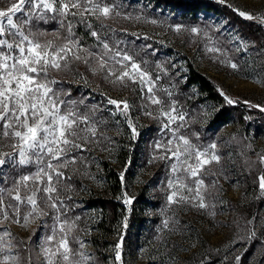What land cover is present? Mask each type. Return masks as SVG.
<instances>
[{
  "label": "rangeland",
  "instance_id": "374dc122",
  "mask_svg": "<svg viewBox=\"0 0 264 264\" xmlns=\"http://www.w3.org/2000/svg\"><path fill=\"white\" fill-rule=\"evenodd\" d=\"M134 1V5L127 6L115 3V0H101L103 5L112 7V13L107 18H97L98 13H85L83 17L68 15L65 18L45 10L44 19L32 15L29 23L22 24L32 12L26 0L24 10L13 17L14 23L22 25L25 35L30 32L43 33L44 35L35 37L42 44L46 41H53L55 45L65 43L67 25L71 22V39L77 42L73 51H77V48L83 50L80 51L82 59L75 60L69 54L67 68L49 70L48 79L56 81L49 86L58 94L59 100L65 102L60 105V111L63 113L67 107H72L79 114L89 116L88 124H82L81 127H94L95 135L82 133L86 138L76 141L81 147L72 148L61 161H51L53 164L67 161L59 169L63 176L58 182L54 176L52 181L56 191L50 195L57 204L56 208L45 205L46 196L42 190L44 184L41 183L37 202L42 215L30 218L25 227L22 218L27 207L22 205L21 223L13 222L15 217L11 212L8 220H0V232H10L5 242L11 245L0 252V264H4L5 255L11 258L8 264H20L19 259H15L18 256L12 242L11 234L15 231L23 238H29L36 232L29 264H45L42 248L55 245V240L50 245L45 242L53 234V229L56 230V239L60 238L61 224H64V231L68 233L73 252H84L90 257L86 264H101L90 241L100 219V212L84 210L83 200L89 190H104L100 162L106 160L117 166V154L121 149L130 152V156H137L133 184L131 190L125 193V201H130L127 202L128 206L133 201L131 195L136 194L137 190L149 200H156L158 206L153 210L144 209L140 235L136 242L133 240L127 243L121 250L120 260L116 259L117 244L110 247L107 264H204L210 259H201L203 240L220 248L226 259L234 258V264H264V205L250 220V238L259 233L262 241L256 244L255 254L248 256L245 262L243 256L247 248L238 239L239 232L228 209L231 201L248 202L253 197V194L243 192L239 169L256 170L259 163L264 168V164L260 162V157L264 156V131L256 132V129H252L248 136L242 137L238 134V127L232 123L211 130L208 122L213 114L212 106L200 102L198 96L183 88L184 73L187 70L185 64L189 62L210 78L228 100L264 112L261 111L264 108V0H211L227 5L234 14L201 16L195 23L175 22L170 14L139 7L138 0ZM7 7V0H0V9ZM55 7H60V0H55ZM70 11L78 10L71 8ZM241 11L251 14L253 19L240 16ZM50 18H56L58 25L64 18L67 25L62 29L47 31L45 23H49ZM77 21L90 31L93 44L89 50H84L79 45L80 37L73 30V24ZM243 21L258 24L257 33L249 35L242 27L245 24ZM177 26H180V31H176ZM193 28L198 29V32H192ZM92 32H96L97 36H92ZM107 32L117 34V38L109 42L104 37ZM4 38L14 43L7 30ZM127 41V46H124ZM15 42H19V37L15 38ZM138 42L143 48L136 45ZM105 43L110 49L108 56L116 52L132 56L140 69L148 74L147 77L142 81L137 76L135 82L126 79L123 83H112L114 77L105 79L108 68L116 70L121 67L108 60L107 67L99 69L96 57L105 52ZM24 46L27 47V44ZM213 48L219 51H209ZM9 51L7 48H0V52L5 54ZM89 53L94 55H88ZM11 54L19 55L15 46ZM108 56L104 58L107 60ZM85 58L88 63H84ZM230 63H235L238 67L233 69ZM93 68L97 71L93 72ZM64 81L70 84L66 86ZM74 90L82 97L75 99L77 95L73 93ZM87 98L89 101H85ZM109 99L126 101L128 108L123 110V103L117 108L108 103ZM153 99L159 103H153ZM69 101H75V104L69 105ZM85 102L101 112L102 127L99 130L95 127L92 114L87 109L83 111L79 108ZM180 137L189 141L190 151L196 149L215 152L220 156V162L207 164L199 177H190L183 161L188 159L189 163H194V160L188 157L186 146ZM10 143L6 138L0 139V152L12 153ZM212 144L216 145L215 149L210 148ZM177 151L180 153L179 159L172 155ZM174 166L175 172L172 170ZM37 168L36 163L18 165L15 168L6 164L0 168V177L7 175V182L0 178V186L10 188L19 175L35 173ZM194 179L204 181L201 191L207 205L205 208L194 206L198 203L195 200H180V196L192 195L181 187V183L193 187ZM261 191L259 188L257 196L264 199ZM173 192L177 193L174 198L179 201L177 203L168 199ZM21 195H24L23 189ZM5 203H8L7 198ZM77 241L83 242L84 247L80 248Z\"/></svg>",
  "mask_w": 264,
  "mask_h": 264
},
{
  "label": "snow or ice",
  "instance_id": "6c2138e0",
  "mask_svg": "<svg viewBox=\"0 0 264 264\" xmlns=\"http://www.w3.org/2000/svg\"><path fill=\"white\" fill-rule=\"evenodd\" d=\"M7 2L8 7L0 9V48L10 50L7 54L0 52V139L10 140L9 146L13 149V152H0V168H3L6 164L15 168L18 165L30 163H36L38 168L35 173L19 175L18 179L13 180L10 188L0 186V220H8L9 212H11L15 217L13 222L21 223L20 207L23 205L27 207V211L22 218L23 226L27 227L30 218L35 219L43 214L37 202V195L41 191L39 186L41 183L44 184L42 190L46 196L45 205L51 208L57 207L56 202L50 195L56 191L52 181L54 176L57 178V182L63 176L59 169L64 167L67 161L58 164H53L51 161H61L62 157L72 148L81 147L76 142L78 139L86 138V135L81 134L94 136L95 128H82V124H88L89 116L79 114L72 107H67L62 113L60 105L65 102L59 100L58 94L53 92L49 86L56 83L55 80L48 79L49 70L59 71L62 68H67L69 54L75 60L82 59L80 51L83 50L77 48V51H73V47H77V42L71 39V22H68L67 25L68 35L65 37V43L55 45L53 41H46L42 44L35 37L44 35L43 33L30 32L29 35H25L22 31V25L18 26L13 21L16 13L24 10L26 0H15V2L7 0ZM27 4L32 12L28 14L27 19L22 21V24L29 23L32 15L44 19L43 11L45 10L58 13L65 18L68 15L83 17L85 13L91 15L98 13L97 18L101 16L107 18L112 13V7L103 5L101 0H83V3L81 0H60L59 8L55 7V0H27ZM71 8L78 11L72 12L70 11ZM37 10H40V12L37 13ZM239 15L249 20L253 19L251 14L243 11L239 12ZM152 23H156V21H152ZM6 30L13 37L14 43H10L7 38H4ZM176 31H180V26L176 27ZM191 31L198 32V29L193 28ZM91 35L97 36V33L92 32ZM30 36H32L31 39ZM16 37H19V42H15ZM25 43L27 47L24 46ZM14 46L18 50V56L11 54ZM103 48L105 52L96 57L99 69L104 70L107 67L108 60L121 66L116 70L108 68L105 79L114 77L112 83H123L126 79L135 82L137 76L142 81L143 78L147 77L148 74L140 69V65L133 61L132 56L121 52L108 56L109 46L105 43ZM209 51H219V49L213 48ZM88 55L94 54L89 53ZM105 56H108L107 60L104 58ZM125 62H130V64ZM84 63H88L87 58L84 59ZM230 67L236 69L238 66L235 63H230ZM92 70L93 72L97 71L96 68ZM108 103L115 105L117 108H120L121 103H123V110L128 108L126 101L118 102L109 99ZM153 103H159V101L153 99ZM228 103H233V101L229 99ZM68 104L73 105L75 101H69ZM261 111H264V108ZM133 131L135 130L133 129ZM179 139L186 146L185 152L188 157L194 160V163H189L188 159L183 161V166H185L190 177L197 178L205 165L220 162V156L215 152L209 153L207 150L200 151L196 149L190 151L189 141L184 137ZM215 147V144L210 146L211 149H215ZM172 155L179 159L180 153L177 151L173 152ZM33 157H35V160H33ZM45 157H47V161H45ZM260 162L264 164V156L260 157ZM39 165L44 166L40 167ZM172 170L175 172L176 167L174 166ZM0 178L5 183L7 182V175ZM193 183V187L181 183V187L186 188L188 193L192 195L180 196V200L189 202L195 200L198 203L194 206L207 207L201 191L204 188L203 179H194ZM259 188L262 190L261 194L264 195V175L259 177ZM22 189L24 190L23 196L21 195ZM176 196L177 193L173 192L168 197L169 201L179 202L174 199ZM6 198L8 199L7 204L5 203ZM166 225L167 221H165ZM69 231H71V227H69ZM8 236H10L8 230L0 232V244H3V247H0V252L11 246L10 243L5 242V238ZM53 240L56 241L54 246L42 248L45 264H86L87 260L90 259L84 252H73L69 245L68 233L64 231V224L60 225V238L56 239V230L53 229V234L47 237L45 243L50 245ZM77 243H79L80 248L84 247L83 242L77 241ZM116 249V259L120 260L119 243L116 245ZM75 257H79V259ZM10 259L8 255H5L3 257L4 264H8ZM15 259L18 260V257ZM237 260H239V257H237Z\"/></svg>",
  "mask_w": 264,
  "mask_h": 264
},
{
  "label": "trees",
  "instance_id": "16d2710c",
  "mask_svg": "<svg viewBox=\"0 0 264 264\" xmlns=\"http://www.w3.org/2000/svg\"><path fill=\"white\" fill-rule=\"evenodd\" d=\"M115 1V3L127 6L135 4L134 0ZM137 4H139V7H148L152 11H160L162 14L168 13L171 15L170 18L173 21L183 23H195L200 20L201 16L206 17L211 14L216 16H229L231 13L234 14V11L227 5L217 4L211 0H138ZM61 21L58 25L56 18L54 20L50 18L48 20L49 23H45L48 26L47 31L55 28L62 29L67 25V21L64 18ZM243 22L245 24L242 27L249 35L256 34L259 30V26L255 22ZM73 25V30L80 37V47L84 50H89L93 44V39H91L89 34L90 31L86 30V27L84 28V25L78 21ZM104 37H107V40L111 42L117 38V34L107 32ZM112 43L115 45V41ZM127 44L128 41L124 43V46H127ZM136 45L143 48L140 42ZM185 65L187 70L184 73L183 88L185 91L198 96L200 102L209 103L212 106L213 114L208 122V127L211 130H217L227 123H232L238 127V134L242 137L248 136L252 129H256V132L264 131V112H260V110L239 102L228 103L225 94L220 91L210 78L201 73L193 64L186 62ZM64 83L66 86L70 84L68 81H64ZM73 93L77 95L75 99L82 97L78 91L74 90ZM85 101H89V98ZM79 108L83 111L87 109L90 115L92 114L95 127L98 130L102 127V114L97 107L95 108L92 105L88 106V102H85ZM130 155V152L121 149L117 154V166L106 160L100 162L103 172L104 190L101 192L89 190L86 198L83 200L84 210H97L100 212V219L95 226V231L90 241L94 248V254L101 264H107L109 259L107 253L111 246L119 243V251L121 252L127 243L133 242V240L134 242L137 241L140 235V229L143 226L142 216L144 209L153 210L158 206L156 200H149L143 193H138V190L136 194L131 195L133 196L131 206H128L125 202V193L131 190V185L133 184L132 176L137 165V156ZM239 175L243 192L245 194H253V197L248 202L241 200L231 201L228 209L231 213V219L235 221L236 228L239 232L237 234L238 239L247 248L243 256V261L245 262L248 256L255 254L256 244L262 241L261 234L259 233H255L250 238V220L257 211L261 210V206L264 205V199L257 196L259 177L260 175H264V168L260 163L256 170L255 168L247 170L240 168ZM11 235L19 263L29 264L33 255V246L36 242V232L29 238L21 237L16 231L12 232ZM121 237L123 238L122 240ZM71 242L75 246V243L73 241ZM201 247V259H210L209 262L204 264H234V258L226 259L220 248L211 246L207 241L203 240Z\"/></svg>",
  "mask_w": 264,
  "mask_h": 264
}]
</instances>
